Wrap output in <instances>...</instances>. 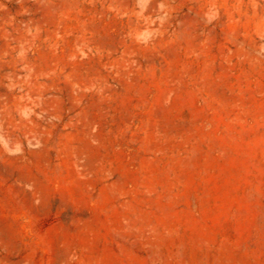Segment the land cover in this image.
<instances>
[{"label":"rangeland","instance_id":"374dc122","mask_svg":"<svg viewBox=\"0 0 264 264\" xmlns=\"http://www.w3.org/2000/svg\"><path fill=\"white\" fill-rule=\"evenodd\" d=\"M0 264H264V0H0Z\"/></svg>","mask_w":264,"mask_h":264}]
</instances>
